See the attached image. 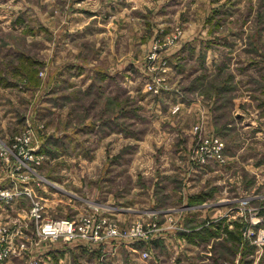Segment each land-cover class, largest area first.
<instances>
[{
	"label": "rangeland",
	"instance_id": "obj_1",
	"mask_svg": "<svg viewBox=\"0 0 264 264\" xmlns=\"http://www.w3.org/2000/svg\"><path fill=\"white\" fill-rule=\"evenodd\" d=\"M27 183L2 264H264V0H0V185ZM36 200L118 234L40 240Z\"/></svg>",
	"mask_w": 264,
	"mask_h": 264
},
{
	"label": "built area",
	"instance_id": "obj_2",
	"mask_svg": "<svg viewBox=\"0 0 264 264\" xmlns=\"http://www.w3.org/2000/svg\"><path fill=\"white\" fill-rule=\"evenodd\" d=\"M156 91V90H155ZM215 147L213 148L212 152L209 153V148L207 145H201L198 148L199 153L204 156H220V150L222 143L218 140H215L214 142ZM205 161V160H204ZM26 178V177H25ZM32 186L27 183L24 186H22L20 189H15L13 187H3L0 185V197L5 199L6 203H11L14 201V198L17 196H32ZM33 197V196H32ZM34 199V197H33ZM247 202H245L246 204ZM41 206L39 204V201H33V208H32V215L35 217L37 221H39V227H38V238L44 239L47 237L50 238H58V237H64L65 239H72L76 237H82L86 240L91 241H102V239L106 236H115L118 234L116 231V227L111 223L109 217H97L90 216V217H79L77 219L69 218V217H62V218H41V214L38 212L40 211ZM251 212L250 213H256L257 209L249 207L248 208ZM259 217L253 219H249L248 223L249 226L251 224H254L256 222H259ZM152 223L145 224L141 220H137L133 225H131V232L130 234L133 235V239H140V240H146L150 236H154L153 230L156 228V221H151ZM247 235L252 236L254 233L253 230L248 227L247 229ZM5 232V229L3 231V234ZM1 235L0 237V264L6 262L11 256H13L16 252V250L12 246L13 238L16 237L17 234H22L21 230H15V232H10V230H6L4 235ZM258 237H264V233L261 232ZM111 238V237H108ZM147 253L144 252V255ZM38 264V263H36Z\"/></svg>",
	"mask_w": 264,
	"mask_h": 264
},
{
	"label": "crops",
	"instance_id": "obj_3",
	"mask_svg": "<svg viewBox=\"0 0 264 264\" xmlns=\"http://www.w3.org/2000/svg\"><path fill=\"white\" fill-rule=\"evenodd\" d=\"M104 4H105V3H101V4H100V6H99L100 9H99V10H97V11H90L89 13H87L88 16H91V17H92V16H95V17L97 16L98 18H100L99 15H100L101 13H106V12L109 13V14H111V16H112V14H113V13H111L112 11H109V8H107V6H105ZM109 7H110V5H109ZM116 10H117V7H116ZM117 11H118V10H117ZM117 11H116V12H117ZM84 12H87V10H85ZM116 12H115V13H116ZM119 12H120V11H119ZM95 17H93V18H95ZM102 31H103V30L100 29V32H102ZM165 145L168 146L167 144H165ZM166 150H168V148H166ZM163 151H164V149H163ZM164 155H165V154H164Z\"/></svg>",
	"mask_w": 264,
	"mask_h": 264
}]
</instances>
